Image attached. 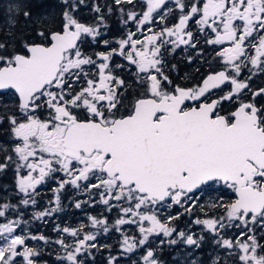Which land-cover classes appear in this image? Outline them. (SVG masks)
<instances>
[{"label": "snow or ice", "instance_id": "obj_1", "mask_svg": "<svg viewBox=\"0 0 264 264\" xmlns=\"http://www.w3.org/2000/svg\"><path fill=\"white\" fill-rule=\"evenodd\" d=\"M62 2L65 11L60 31H38L40 42L26 43L23 50L11 53L0 42V90L18 95L21 117H8L11 132L19 141L13 149L17 171L27 169V175L18 180L19 191L35 193L36 187L56 172L67 177L57 191L66 184L79 188L81 182H89L85 184L89 191L102 189L101 202L109 210L117 207L112 201L127 204L119 207L123 216L116 220L117 228L137 224L142 234L139 239L124 237V249L132 252L150 236L161 234H175L185 244L199 247L202 235L196 237L171 226L182 213L164 220L159 213L173 205L190 213L204 186L222 184L236 194L230 204L213 205L224 207L226 216L197 218L194 223L203 225L214 235L215 244L230 255L238 249L234 261L239 264H264V232L258 240L255 231L264 229V108L255 103V97L264 95V88L253 92L252 100L246 102L241 94L249 84L239 78L246 68L248 79L255 71L264 72V0H173L179 16L172 26L164 24L174 12L167 7L168 0H146V11L127 15L142 35L145 31L149 34L134 38L137 33L129 32L117 48L96 53L95 60L81 51V45L89 37L95 42L101 35L100 26L81 23L73 15L77 4ZM115 2L132 4L133 0ZM17 10L18 6H9V12ZM23 15L28 18L30 13ZM193 20L201 32L212 33L205 43L222 46L217 55L224 69L210 72L200 85L169 90L166 85L172 81L165 74L161 50L166 45L173 50L181 45L195 48L189 29ZM156 21L164 24L159 31L151 26ZM145 25H149L146 30ZM117 55L135 66V86L143 88L130 105L124 93L133 84L114 74V68L124 67L112 64ZM226 83L230 91L213 99V90ZM236 100L235 111L220 114L224 101ZM186 102L197 103L188 106ZM43 109L48 110L46 119L39 114ZM6 166L0 163V171ZM23 203L27 205L29 200ZM8 207L3 206L5 210ZM75 207L80 208L81 203ZM51 211L40 212L37 218ZM4 215L5 211H0V217ZM20 223L0 224V264H16L17 257L24 264H35L33 257L39 252L26 241L47 243L44 236L17 234ZM91 224L105 233L109 230L106 219L92 217ZM231 228L239 230L235 239L222 235ZM59 231L75 238L72 244L56 241L66 260L83 264L78 257L96 247L90 243L96 234L84 233L83 226ZM168 243L176 244L177 239ZM154 255L147 251L146 264H159ZM214 264H219V257Z\"/></svg>", "mask_w": 264, "mask_h": 264}, {"label": "flooded vegetation", "instance_id": "obj_2", "mask_svg": "<svg viewBox=\"0 0 264 264\" xmlns=\"http://www.w3.org/2000/svg\"><path fill=\"white\" fill-rule=\"evenodd\" d=\"M52 4H58L61 7V15L56 24V15L52 17L49 29L45 32L60 31L63 24V12L65 11V5L62 0H51ZM77 4L73 15L75 18L86 25H99L101 35L98 36L93 42L92 38H85V42L81 45V51L86 55L92 56L97 59L96 53L107 52L110 49L118 47V41L126 38L129 32H136L137 37L143 38V35H147L146 31L143 33L138 31L135 21L128 20V13L137 12L141 13L146 11V0H133L132 4L122 3L116 4L115 0H83V3H79V0H70ZM187 2V0H186ZM200 3L203 0H199ZM99 7L101 11L98 13L95 8ZM167 7L174 9V12L169 14L164 22L168 26H172L177 22L179 16V10L175 8L173 0H168ZM110 9V10H109ZM123 10V11H121ZM103 17L101 21L100 17ZM127 21V23H125ZM159 21L154 22L152 26L154 31H159L164 26ZM149 25H145V30ZM189 29L193 32V42L196 43V47H190L181 45L173 50V46L166 45L161 50V55L164 60L165 74L169 76L172 81V85H166L171 89L173 86H180L184 88H191L200 85L203 79L210 73L220 71L224 69L223 62L217 55V52L222 46L209 45L205 43L206 39L212 38V33L205 31L201 32L199 26L195 21L189 22ZM38 31H44V29H35L33 34L37 39L36 41L24 40L17 42L4 41L6 45L15 44L13 48L7 49L9 53L13 51H21L26 43L40 42V37L37 36ZM108 40L109 44L104 45L103 41ZM100 61L97 60V63ZM112 64L123 65V68H114V74L129 84H133L132 88H129L124 93L128 97L127 103L134 102L136 96L135 93H140L143 88L135 86L136 68L130 65L123 57L114 56L112 58ZM251 66L249 65V68ZM95 72V69H93ZM250 75L249 69H245L241 76V80H247L249 88L245 89L241 94V99L244 101L252 100V93L264 88V72L255 71V74L251 75V79H248ZM231 86L225 84L221 86V89L213 90L212 98L215 99L224 95L230 91ZM197 102H186L188 106H196ZM239 100L234 102L224 101L221 105V115H228L232 111H235L238 106ZM255 103L257 107L264 108V95L255 97ZM124 111L123 109L121 110ZM47 109H43L41 113L42 119L47 118ZM17 116L20 119L18 109V95L12 90H0V163H4L7 166L0 171V211H5V215L0 217V224L9 222L8 220H19L21 224L31 223L35 225L37 223L39 227L35 229V236H44L46 241L49 242L47 252H49V259L46 264H70L66 260V253L63 248L56 243L59 239H64L65 243H74L73 237L67 233L59 231L64 227L80 228L83 226L84 233L96 234L95 242L96 247L89 249L88 253L82 254L78 259L83 260V264H104V258L111 254H104L101 248V243L105 235L100 226L93 227L91 224V218L96 217L99 219L106 218L107 225L109 223V217L114 221V232L111 235V239L114 241V251L112 252L117 264H146L144 256L148 250L154 252V258L159 264H214L217 257H219V264H239L238 261H234L235 252L230 255L229 252L218 247L214 242V235L211 234L203 225H196L195 219L206 218H219L221 217V211H224V207H213V205H227L232 203L236 199L235 192L227 188L222 184H213L211 187L204 186V190L197 194L196 206L192 208V211L184 212L183 208L178 205H173L170 209L163 211L165 217L168 215L176 216L178 213V219L171 221V226L177 228L178 231H185L186 233H194L196 237L203 236L204 239L200 242V246L187 245L178 237L173 234L172 237H165L163 234L157 236L152 235L149 237L148 242L143 246H137L132 252H127L123 247V239L125 236L131 237L134 235L133 227L137 224H125L117 228L115 224L116 220V208L112 207L109 210L108 205H104L101 202L99 193L102 189H91L90 191L85 188V184L89 182H81L79 188L66 184L63 189L59 188V183L67 179L64 173L56 172L50 177H46L45 181L36 187L35 193L25 195L19 191L18 180L21 176V169L17 171L16 164L18 163L17 157L13 151L15 145L19 142L15 139L11 132V125L8 117ZM11 156L12 160H7L6 157ZM90 182H95L92 180ZM57 196L59 197V204L57 205ZM24 199H28L29 203L25 205ZM35 203H31L32 200ZM81 203L80 208H76L75 204ZM112 204L120 205L122 202L112 201ZM4 205L9 207L5 210ZM55 209V211H51ZM44 211H51V214L42 218H37V214ZM115 214V215H114ZM119 213H117L118 215ZM212 216V217H211ZM163 217L162 220L165 219ZM127 219V218H126ZM45 225V226H42ZM147 226V224H145ZM124 227V228H123ZM34 229V227H33ZM125 229V230H123ZM47 230V231H46ZM238 229L231 228L225 230L222 235L225 238L235 239ZM257 239H261V233L264 229L256 228ZM16 232L22 233L20 228ZM141 237L140 234L137 235ZM82 238V236H81ZM102 239V240H100ZM171 239H177L176 244L168 243ZM163 241V243H161ZM41 240H35V249L39 252V255L35 257L36 264H45L40 260L42 254L40 250ZM264 243V240H261ZM37 258V259H36ZM23 261L22 258H16V264H20Z\"/></svg>", "mask_w": 264, "mask_h": 264}, {"label": "trees", "instance_id": "obj_3", "mask_svg": "<svg viewBox=\"0 0 264 264\" xmlns=\"http://www.w3.org/2000/svg\"><path fill=\"white\" fill-rule=\"evenodd\" d=\"M9 6H18V10L9 12ZM25 11L30 13L28 18L23 15ZM60 11L61 7L57 3L52 4L51 0H0V42L36 41L37 39L32 38L35 37L33 34L34 28L47 31L52 24L51 19L55 15L56 24H58ZM13 45L15 44L6 45L7 49L15 47ZM33 227L35 230L39 225L35 223ZM108 228L109 230L106 233L104 232V239L101 243L102 252L107 255L112 254L114 251V241L111 239V235L115 233V226L111 217H109ZM29 242L30 247L35 248V240L29 239ZM48 246V241L47 243L45 241L41 242L40 250H42V254L39 258L45 264L50 258L49 252H47ZM104 256V264H107V257ZM20 264H24V261H21Z\"/></svg>", "mask_w": 264, "mask_h": 264}, {"label": "rangeland", "instance_id": "obj_4", "mask_svg": "<svg viewBox=\"0 0 264 264\" xmlns=\"http://www.w3.org/2000/svg\"><path fill=\"white\" fill-rule=\"evenodd\" d=\"M25 175H27V169H25V168H22L21 169V176H25ZM20 176V177H21ZM25 200V199H24ZM122 204V206H124V207H127V204H124L123 202L121 203ZM120 204V205H121ZM120 205H118L117 207H115L116 208V220L118 219V218H121L122 216H123V213L119 210V207H120ZM117 213H119L118 215H117ZM221 216H226V211L224 210V211H221ZM114 214V215H115ZM160 214V218H161V220L163 219V217H165V213H163V211L162 212H160L159 213ZM212 217V216H211ZM124 218H127V217H124ZM99 219H106L105 217L104 218H101V216H99ZM116 220H115V222H116ZM9 222L11 221V219H9L8 220ZM12 221H15V219L14 220H12ZM8 223V222H7ZM33 224H31V223H23V224H21L20 223V226L16 229V231L17 230H19L20 228L22 229V233H19V232H16L17 234H24V235H28V236H35V230L33 229ZM118 227H120V226H118ZM124 228V227H123ZM133 229H134V231H133V233H134V235L133 236H131V237H134V238H137V239H139L138 238V234H140V235H142L140 232H139V229H138V226H136V227H133ZM123 230H125V229H123ZM27 242V244H28V246L30 247V242H29V240H27L26 241ZM90 243H95V242H90ZM32 248H34V247H32ZM35 249V248H34ZM114 258V256H113V254H111V255H108V257H107V264H117L118 263V261H115V259H113Z\"/></svg>", "mask_w": 264, "mask_h": 264}]
</instances>
